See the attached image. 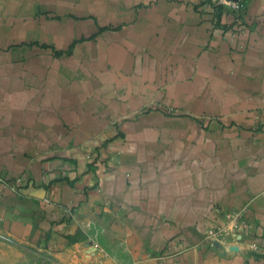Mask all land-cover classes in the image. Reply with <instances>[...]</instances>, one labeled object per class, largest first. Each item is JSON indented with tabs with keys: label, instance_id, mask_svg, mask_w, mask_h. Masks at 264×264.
Segmentation results:
<instances>
[{
	"label": "crops",
	"instance_id": "0c3cea01",
	"mask_svg": "<svg viewBox=\"0 0 264 264\" xmlns=\"http://www.w3.org/2000/svg\"><path fill=\"white\" fill-rule=\"evenodd\" d=\"M222 20L0 0V237L27 264H264V0Z\"/></svg>",
	"mask_w": 264,
	"mask_h": 264
},
{
	"label": "built area",
	"instance_id": "2783aa9c",
	"mask_svg": "<svg viewBox=\"0 0 264 264\" xmlns=\"http://www.w3.org/2000/svg\"><path fill=\"white\" fill-rule=\"evenodd\" d=\"M204 10L213 15L215 21V27L226 28L223 23V18L228 14H232L236 17V23L233 25L232 32L243 31L242 24L244 23L245 13L249 0H201ZM17 183L23 184V180H17ZM220 229H209L208 235L210 238L217 237L220 233Z\"/></svg>",
	"mask_w": 264,
	"mask_h": 264
},
{
	"label": "rangeland",
	"instance_id": "374dc122",
	"mask_svg": "<svg viewBox=\"0 0 264 264\" xmlns=\"http://www.w3.org/2000/svg\"><path fill=\"white\" fill-rule=\"evenodd\" d=\"M34 257V256H33ZM0 264H27V249L23 245L12 244L0 237ZM31 264H53L36 258Z\"/></svg>",
	"mask_w": 264,
	"mask_h": 264
}]
</instances>
